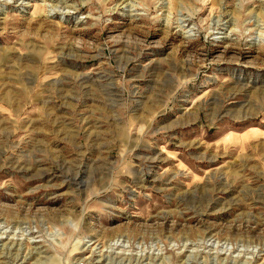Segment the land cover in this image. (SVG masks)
Segmentation results:
<instances>
[{
	"label": "rangeland",
	"instance_id": "374dc122",
	"mask_svg": "<svg viewBox=\"0 0 264 264\" xmlns=\"http://www.w3.org/2000/svg\"><path fill=\"white\" fill-rule=\"evenodd\" d=\"M0 264H264V0H0Z\"/></svg>",
	"mask_w": 264,
	"mask_h": 264
},
{
	"label": "bare ground",
	"instance_id": "6f19581e",
	"mask_svg": "<svg viewBox=\"0 0 264 264\" xmlns=\"http://www.w3.org/2000/svg\"><path fill=\"white\" fill-rule=\"evenodd\" d=\"M119 241V240H118ZM119 243H121V242H119ZM118 246H120V244H117Z\"/></svg>",
	"mask_w": 264,
	"mask_h": 264
}]
</instances>
